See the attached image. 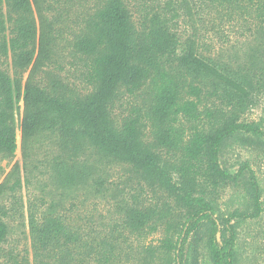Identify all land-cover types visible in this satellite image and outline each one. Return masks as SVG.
Instances as JSON below:
<instances>
[{"label": "trees", "instance_id": "16d2710c", "mask_svg": "<svg viewBox=\"0 0 264 264\" xmlns=\"http://www.w3.org/2000/svg\"><path fill=\"white\" fill-rule=\"evenodd\" d=\"M234 149L264 155V0H0V264H243Z\"/></svg>", "mask_w": 264, "mask_h": 264}, {"label": "rangeland", "instance_id": "374dc122", "mask_svg": "<svg viewBox=\"0 0 264 264\" xmlns=\"http://www.w3.org/2000/svg\"><path fill=\"white\" fill-rule=\"evenodd\" d=\"M39 35H41V31L37 32V48L40 45V40H39ZM39 40V41H38ZM40 62L36 61L30 65V67L27 69V71L23 74V80H22V85L26 82L29 74L31 71L35 70V73L39 74L37 72V69H45L41 68L39 66ZM49 69H54L53 66ZM56 74H58L56 72ZM60 74V75H59ZM59 76H61L63 79L65 78L64 82H67L69 84H73V87H77V89H82L83 87L76 86L78 85L77 83H74L73 78L70 74H67L65 71L59 72ZM138 103H140V100H136ZM120 111V110H119ZM23 115H24V106H23V101L20 99L19 102V110L15 116V140H16V148L14 152V156L9 163V166L6 168L5 172L8 173L13 167H18L20 173L22 174L23 169V145H24V140L22 136V124H23ZM261 115V109L260 107H256L255 109L252 110V112L248 115V119H255L257 120L259 116ZM40 155L43 154V151L40 150ZM249 159L250 165L252 169L255 172V175L258 178V181L260 183L261 191H262V201H263V208H264V155L256 152H246L243 150L239 149H234V150H228L227 153L225 154V160L228 162V165L234 166L237 162V159ZM2 165H5V162L2 163ZM35 189H38L37 186L35 185ZM238 193L235 191H228L222 195V199L220 200V203H222L221 207L222 208H230L233 209L238 206V198H237ZM87 211H90V206L87 207ZM22 220H16L15 225H13L12 230H11V236L18 238L19 244L22 245V239L26 240L24 236L22 235V230H24L20 226V222ZM240 240L239 243L241 245V250L243 251V256L247 258L246 261L243 262V264H264V210L261 214V217L250 224H246L240 229ZM248 256V257H246Z\"/></svg>", "mask_w": 264, "mask_h": 264}]
</instances>
